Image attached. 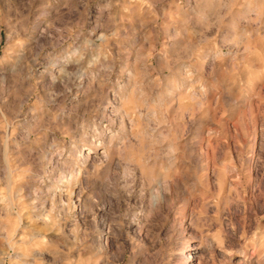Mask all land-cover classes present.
Returning <instances> with one entry per match:
<instances>
[{
	"label": "clouds",
	"instance_id": "obj_1",
	"mask_svg": "<svg viewBox=\"0 0 264 264\" xmlns=\"http://www.w3.org/2000/svg\"><path fill=\"white\" fill-rule=\"evenodd\" d=\"M25 10L0 25V264H170L186 242L177 264H264V0Z\"/></svg>",
	"mask_w": 264,
	"mask_h": 264
},
{
	"label": "rangeland",
	"instance_id": "obj_2",
	"mask_svg": "<svg viewBox=\"0 0 264 264\" xmlns=\"http://www.w3.org/2000/svg\"><path fill=\"white\" fill-rule=\"evenodd\" d=\"M96 7L93 5L91 9V15L93 18L96 16ZM27 15L25 10V0H0V25L8 26V25H16L17 21H21L24 16ZM2 34V33H0ZM51 43L49 42V38L41 41L44 47L51 51L52 44H55L59 39L58 34H53L50 38ZM2 55V53H0ZM187 246L180 245L177 246L172 253L170 264H177L180 261L182 256H195L197 254L198 248L194 246L193 242H186ZM37 264H46L48 260L51 259L50 254L48 252H37ZM198 258V257H197ZM239 258H237L238 260ZM236 264V261H234Z\"/></svg>",
	"mask_w": 264,
	"mask_h": 264
}]
</instances>
